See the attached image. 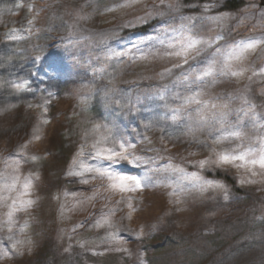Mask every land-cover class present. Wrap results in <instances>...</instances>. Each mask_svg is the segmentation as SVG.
I'll return each instance as SVG.
<instances>
[{
    "label": "rangeland",
    "instance_id": "374dc122",
    "mask_svg": "<svg viewBox=\"0 0 264 264\" xmlns=\"http://www.w3.org/2000/svg\"><path fill=\"white\" fill-rule=\"evenodd\" d=\"M176 1L18 0L0 7V39L9 41L17 52L39 57L42 78L66 77L71 81V89L60 94L47 92L36 103L0 109V264H52L55 257L57 264H180L181 259L184 264H204L205 251L209 250L206 245L213 243L223 251L229 244L241 248L258 239L259 228L264 224V169L258 165L251 170L240 167L241 161H236L235 166L209 164L201 169L198 162L215 160L221 149L239 152L261 147L257 137H264V72H260L264 68V0H244L246 5L237 13L215 12L217 0H203L195 14L178 13ZM206 5H211L207 11ZM85 13L87 18L79 22L88 29L115 25L147 27L133 37L124 36L116 44H106L102 36L92 44L84 32L74 27L77 14ZM149 14H153L151 18ZM137 17H144L147 22L140 23ZM182 17L194 18L195 30L214 43L199 58L183 66L177 77H158L180 63L179 58L165 56L164 52L168 51L169 42L180 38L179 25L188 22L182 21ZM159 40L165 44L161 45ZM248 40L261 43L242 62L233 63L236 70L244 69L243 75H217L200 84L204 90L201 99L228 103L232 109L229 120L235 122L240 117L232 131L244 135L214 144L217 133H210L207 125L196 118V104L188 106L179 118L197 127L191 134L174 135L165 130L163 117L172 119L168 108L182 103L174 94H188L183 83L173 81L189 67L205 63L216 48L222 50L216 57L222 63L230 45ZM124 49H128L124 57L133 70L116 84L156 78L160 85L153 99H147L137 88L130 98L109 95L100 104L107 113V121L85 125L86 120L77 115V104L80 106L88 96L87 78L95 72L97 58L110 59L105 53ZM31 64L27 61L25 74L33 77ZM14 82L18 83L17 78ZM164 85H168L164 94H157ZM197 90L192 86L191 91ZM238 109L242 111L238 113ZM249 110L252 114L245 116ZM153 117H158L157 121ZM95 124L103 126L101 133L105 127L110 129L117 140L126 141V147L133 145L128 151L147 161L132 165L121 161L111 165L112 169L138 177L151 175V185L121 193L108 190V180L95 172L66 174L81 171L72 165L73 157L81 149L88 164L97 168L109 166L96 159L91 150L97 135L92 127ZM65 126L80 128L64 138L66 131L61 129ZM71 127L68 130H73ZM17 168L18 173L14 171ZM216 168L232 177L238 188L252 191L258 200L235 196L227 183L211 175ZM191 173H197L201 182L213 181L223 187H205L200 191L188 180L180 179ZM14 175L19 180L9 192L4 185L12 183ZM25 177L32 180V187L23 198L33 203L17 205L9 216L12 198L22 192ZM157 179L163 182L156 183ZM187 238L195 243L189 244ZM204 240L206 243H200Z\"/></svg>",
    "mask_w": 264,
    "mask_h": 264
},
{
    "label": "snow or ice",
    "instance_id": "6c2138e0",
    "mask_svg": "<svg viewBox=\"0 0 264 264\" xmlns=\"http://www.w3.org/2000/svg\"><path fill=\"white\" fill-rule=\"evenodd\" d=\"M134 2V0H131ZM164 0H161L163 3ZM124 6V5H120ZM170 9L173 8L172 4L167 5ZM211 5L205 6V11H207ZM110 10V9H106ZM153 14H149L148 18H151ZM155 15H163L162 13H155ZM88 16L85 13L83 16L77 14L76 22L78 23L80 20L86 19ZM182 21H188L187 23H181L179 25L180 38L176 40L174 43L169 42L166 47L168 51L164 52L165 56L168 57H176L180 59L179 64L173 65V68H180L184 65H188L190 60H196L203 53H205L208 49H210L214 43L212 39H205L202 35H200L195 30V25L192 23L194 18L182 17ZM215 19V18H210ZM137 20L140 23H146L147 20L144 17H137ZM29 26L32 25V21H29ZM169 30H172L169 28ZM219 38V37H217ZM149 39H159L158 37H149ZM161 45L165 44L164 40H159ZM261 41L259 40H248L244 42H237L236 44L230 45L227 50V54L224 56L223 62H219L216 57L221 55L222 50L220 48H216L215 53L206 59V62L197 67H189L188 70L179 76L174 84L183 83L185 88L188 89V94L184 96H176V99H180L182 101L181 104L176 105L174 107H169L168 111L172 114V119L178 120L180 118V114L187 112L188 106L192 104L198 105L195 109L196 118L199 121L204 122L207 125L210 133L216 132L217 135L215 140L213 141L216 145H221L225 141H230L233 137L240 138L244 133L240 131H232V129L237 128L239 124L240 117L238 116L237 121L233 122L229 120V115L232 112V109L229 107L228 103H210L209 100L201 99L204 95L203 88L200 87V84L206 80L208 77L215 78L218 76H233L238 77L243 75L244 69L236 70L233 67L234 62H242L246 55L254 52L258 44ZM131 47L133 49L136 48L135 44H132ZM109 58L111 57H124L128 55V49H124L121 51L111 50L105 53ZM141 58H147L146 56H142ZM39 59V57H37ZM260 72H264V68L260 69ZM165 73L171 74V69L165 70ZM255 74V73H254ZM162 76L164 73L161 74ZM28 85L27 80H23L20 83L13 84L12 87L17 90H23ZM192 86H196L197 91H191ZM168 88V85H164V87L158 90L159 95H163L165 89ZM240 109L237 110L239 113ZM209 113L211 114L209 117ZM251 110L244 113L245 116L251 115ZM94 130V134L96 138L91 143V150L95 153V158L104 160L108 163V167L101 166L99 168L95 167L92 164H88L85 159H83V150L73 157L72 165L73 167H78L81 171H69L66 173L71 176H80L82 172H95L97 176L104 177L108 180L107 188L108 190L119 191L121 193H130L135 192L137 189H141L144 186L151 185L153 182V177L151 175L146 174L143 177H138L135 175H126L120 172H116L112 169L111 165L119 164L121 161H125L128 164H136L137 162L146 163L147 161L143 160L139 156H133L132 153L128 151V148L134 147L133 145L125 146V142H121L117 140L110 129L104 128V132L101 133L100 129L103 127L102 125L95 124L92 126ZM39 139V137H35ZM260 141L261 147L259 150H255L251 147L244 148L243 151L236 152L235 149H221L216 152L215 160L205 159L200 160L198 163L200 168L203 169L209 164H215L217 166L222 164H232L235 166L236 161H241L242 163L239 165L240 167H248L251 170L252 166L258 165L260 169H264V137H257ZM111 143L112 146L108 147L107 144ZM239 147V146H238ZM131 157V158H130ZM32 159H35L33 156ZM18 163V161H17ZM183 172V169H174V171ZM15 172L18 173L19 169H15ZM255 174V173H253ZM95 178V177H94ZM182 180H188L191 186L199 187L200 191H204L205 187H223V185H218L213 181H202L201 178L197 175V173H191L190 176L184 175L180 177ZM19 180L18 175H14L12 177V183L4 185V188L12 192L16 188L17 181ZM142 180L144 183L142 184ZM195 180L197 183L192 184V181ZM83 183H88L87 180H83ZM163 181L157 179L156 183H162ZM169 183H172L169 181ZM22 192H19L16 197L12 198V204L9 206V216L12 215V209H15L17 205L30 206L33 201L30 199H24L28 192L32 187V180L28 177L24 178L23 183L21 184ZM131 207V205H129ZM20 253H17L19 255Z\"/></svg>",
    "mask_w": 264,
    "mask_h": 264
},
{
    "label": "trees",
    "instance_id": "16d2710c",
    "mask_svg": "<svg viewBox=\"0 0 264 264\" xmlns=\"http://www.w3.org/2000/svg\"><path fill=\"white\" fill-rule=\"evenodd\" d=\"M17 2L18 0H0V7L6 4H12ZM203 0H177L174 4L176 11L180 14H195L200 10V4ZM246 5L244 0H217L214 6V11L221 12H235L237 13ZM264 24V23H263ZM74 27L79 29L81 32H84V35L88 38V41L92 44L96 43L99 40V36H102L104 42L108 45L116 44L120 41L124 36L133 37L134 35L143 31L147 25H139L133 28H126L122 25H115L111 27H107L104 29L94 30L85 28L84 25L81 26L80 22H74ZM81 27V29L79 28ZM10 49H14L10 51ZM95 64V71L93 74L89 75L87 81H89V92L88 96L85 97L82 101V104L77 107L79 109V113L77 114L80 119L86 120V123H96L97 121H107V113L104 111L102 100H105L107 96H113V98H127L133 97L131 96L136 88L141 91V94L144 93L148 98L153 99V95L155 91H157V87L160 85V82H157L156 78L149 79L144 82H137L132 80L133 82L126 81L122 82V84H116L117 82L122 81V79L128 78L129 73L132 72L133 66L131 62L126 60L125 57H112L110 59H99ZM27 61H30L33 64V72H35V76H28L25 74V67L27 66ZM185 66V65H184ZM29 69V71L31 70ZM184 69L183 66L180 68H174L171 70V77L175 74L176 77L180 70ZM18 70L16 73H12L10 71ZM43 67H40V61L37 59L35 55L32 53H21L17 52V50L13 47V45L6 40L0 39V109L4 107H20L22 105H30L36 99L44 98L47 92L54 91L57 94H60L62 91L70 90L69 86L71 81L67 80L66 77H57L52 79H45L41 77V72ZM169 74L164 73L158 77L161 78H169ZM91 76V79H90ZM175 77V78H176ZM10 78L13 79L10 80ZM18 80L20 83L23 80L28 81V85L25 89L17 91L12 85L16 84L15 80ZM174 78V79H175ZM2 79V80H1ZM254 90H252L253 92ZM134 95V94H133ZM143 95V96H145ZM145 96V97H146ZM40 103V100H38ZM133 102H131L132 104ZM151 110V111H155ZM161 110L158 113H161ZM154 121H157L158 117L152 118ZM163 127L168 132L174 135H186L191 134L193 129L197 128L194 124L190 122H185V120H173L163 117ZM79 123V122H78ZM71 126H65V128L61 129V132H65L64 138H68L69 135H72L74 130H78L80 127L75 126V128L71 127L73 130H68ZM188 128V129H187ZM67 140V139H66ZM213 177L222 180L230 186L232 193L235 196L245 195L247 197H251L254 200H258L252 191H246L244 189H240L235 185L234 179L230 177L228 174L224 173L220 169H213L211 171V175ZM258 239L251 243L247 244L244 247L238 245H230L228 247H224L223 251L221 248L217 250L215 244L208 245L207 248L209 250L205 251V260L204 264H264V224L259 228V237ZM187 242L189 244H194L190 238H187ZM192 242V243H191ZM232 242V241H231ZM200 243H206V240ZM215 245V246H214ZM61 257L58 259L60 260ZM57 257L52 258V264H57ZM180 264H184L185 261L181 259Z\"/></svg>",
    "mask_w": 264,
    "mask_h": 264
}]
</instances>
